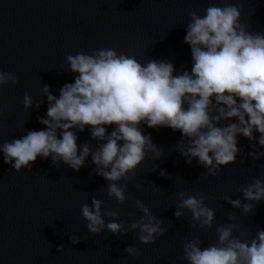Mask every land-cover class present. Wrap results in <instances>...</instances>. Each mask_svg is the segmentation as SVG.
<instances>
[{
	"label": "water",
	"instance_id": "obj_1",
	"mask_svg": "<svg viewBox=\"0 0 264 264\" xmlns=\"http://www.w3.org/2000/svg\"><path fill=\"white\" fill-rule=\"evenodd\" d=\"M225 4L239 5L240 22L248 31L264 33V0H0V71L19 81L0 87V145L44 127L38 121L48 110L43 86L58 97L62 86L74 83L69 55L114 49L142 64L168 60L176 69L173 75L190 72L191 50L184 42L189 13L203 16L210 5ZM26 94L34 105L43 101L40 108L25 110ZM106 127L108 133L114 130ZM142 128L166 156L155 160L147 153L135 173H129L124 203L108 197V181L96 174L90 156L79 172L63 162L53 167L51 157H37L31 169L17 173L0 154V264H188L184 244L194 239L202 241V248L217 243V227L234 226L243 242L254 239L258 227L264 229V201L245 213L225 200L241 199L240 189L264 176V157L252 160L248 155L256 141L239 136L242 152L236 162L205 178L206 168L195 159L187 164L177 150L183 139L179 131ZM90 133V126L78 133V146H97ZM180 192L203 195L215 212L211 228L194 224L188 210L183 217L174 215ZM94 197L103 202L102 212H117L116 222L125 227L142 218L136 205L141 201L163 221L166 234L148 245L139 242L138 230L116 236L105 228L92 235L81 206L91 205ZM71 237L79 242L73 244ZM59 246L63 251H57ZM129 246L138 249L137 256L126 253Z\"/></svg>",
	"mask_w": 264,
	"mask_h": 264
},
{
	"label": "clouds",
	"instance_id": "obj_2",
	"mask_svg": "<svg viewBox=\"0 0 264 264\" xmlns=\"http://www.w3.org/2000/svg\"><path fill=\"white\" fill-rule=\"evenodd\" d=\"M189 16L184 42L191 50L190 72L173 75L176 69L168 60L142 64L114 49L69 55V70L76 74L74 83L62 86L58 97L50 86H43L48 110L38 121L44 127L0 145L4 163L19 173L31 169L37 157H51L53 167L63 162L79 172L90 156L96 174L108 181V197L124 203L129 173H135L147 153L154 154L155 160L166 156L151 135L144 134L142 125L179 131L183 139L177 150L187 164L195 159L203 165L205 178L236 162L242 152L239 136L256 141L248 153L252 160L264 157L260 150L264 149V33L248 31L240 22L239 5H210L203 16L195 11ZM18 82L15 74L0 71V87ZM42 103L34 105L29 95L24 96L25 110L38 109ZM86 126H90L91 139L98 142L95 147L91 143L78 146V133ZM106 126H114V130L108 133ZM160 175L165 172L161 170ZM240 191L241 199L225 197L226 202L252 213L254 205L264 201V176ZM179 198L177 218L188 210L194 224L212 227L215 212L206 206L202 194L180 192ZM136 205L143 216L127 227L116 222L117 212H102L103 202L95 197L91 205L81 206V214L92 235L105 228L116 236L138 230L140 243L154 244L156 237L166 234L163 221L141 201ZM216 233L217 243L204 248L199 239L185 243L183 259L188 264H264V229L258 227L249 242L236 237L232 225L217 227ZM71 242L76 244L79 238L71 237ZM57 251H63V246ZM125 251L129 256L138 255L133 246Z\"/></svg>",
	"mask_w": 264,
	"mask_h": 264
}]
</instances>
